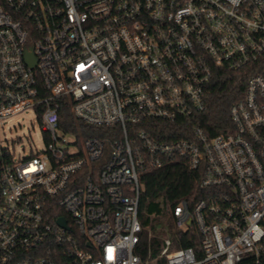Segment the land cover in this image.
<instances>
[{
    "label": "built area",
    "instance_id": "2783aa9c",
    "mask_svg": "<svg viewBox=\"0 0 264 264\" xmlns=\"http://www.w3.org/2000/svg\"><path fill=\"white\" fill-rule=\"evenodd\" d=\"M224 67L251 71L232 127L162 131ZM63 103L102 131L65 130ZM26 108L45 144L21 156ZM176 160L203 195L141 214L143 174ZM0 264H264V0H0Z\"/></svg>",
    "mask_w": 264,
    "mask_h": 264
},
{
    "label": "trees",
    "instance_id": "16d2710c",
    "mask_svg": "<svg viewBox=\"0 0 264 264\" xmlns=\"http://www.w3.org/2000/svg\"><path fill=\"white\" fill-rule=\"evenodd\" d=\"M250 74V69L244 67L217 69L207 88V110L197 114L188 125L164 123L161 126L162 131H173L178 137H182L186 135V128L196 123L209 135L225 132L228 127H232L230 108L235 102L243 99ZM60 113L61 126L67 131L77 133L80 129L86 135L98 134L102 131L77 121L67 103H63ZM201 174V170L190 169L183 160L167 163L160 168H149L142 176L144 182L140 200L141 214L149 216L152 213L169 212L173 205L183 199H188L190 205H194L203 195L199 187ZM171 231L174 232L173 227ZM195 235L179 243V246H194Z\"/></svg>",
    "mask_w": 264,
    "mask_h": 264
},
{
    "label": "rangeland",
    "instance_id": "374dc122",
    "mask_svg": "<svg viewBox=\"0 0 264 264\" xmlns=\"http://www.w3.org/2000/svg\"><path fill=\"white\" fill-rule=\"evenodd\" d=\"M35 113V109L26 108L10 122L6 121L7 143L16 155H26L44 147L43 131ZM163 221V217L158 219L159 224Z\"/></svg>",
    "mask_w": 264,
    "mask_h": 264
},
{
    "label": "water",
    "instance_id": "95a60500",
    "mask_svg": "<svg viewBox=\"0 0 264 264\" xmlns=\"http://www.w3.org/2000/svg\"><path fill=\"white\" fill-rule=\"evenodd\" d=\"M26 56H27V60H28V62L30 64H34L35 63V60L33 59L34 57H32V55L30 53H27ZM58 223L63 225V226H67V223H66V220H65L64 217H60L58 219Z\"/></svg>",
    "mask_w": 264,
    "mask_h": 264
}]
</instances>
